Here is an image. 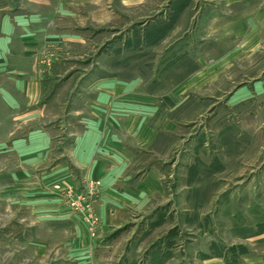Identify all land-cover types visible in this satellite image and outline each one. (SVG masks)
Returning <instances> with one entry per match:
<instances>
[{
	"label": "crops",
	"instance_id": "obj_1",
	"mask_svg": "<svg viewBox=\"0 0 264 264\" xmlns=\"http://www.w3.org/2000/svg\"><path fill=\"white\" fill-rule=\"evenodd\" d=\"M170 5L139 30L129 26L127 38L116 31L105 43L97 33L100 0L79 6L76 33L70 31L76 13L59 3L0 16V128H11L0 135V156L16 160L2 199L20 207L25 199L36 221L68 224L75 264H262L184 243L167 209L163 169L173 149L181 152L177 114L189 99L198 103L200 93L225 90L226 99L205 101L206 110L223 103L242 111L252 103L264 112V0H205L196 11L188 0ZM120 46L141 47L157 72L120 77L112 71ZM69 51L84 69L53 74L57 63L73 60ZM164 71L166 78L180 74L162 95L153 84ZM240 74L245 81L222 87ZM237 90L244 94L230 103ZM90 184L94 230L63 201L66 192L86 193Z\"/></svg>",
	"mask_w": 264,
	"mask_h": 264
},
{
	"label": "rangeland",
	"instance_id": "obj_2",
	"mask_svg": "<svg viewBox=\"0 0 264 264\" xmlns=\"http://www.w3.org/2000/svg\"><path fill=\"white\" fill-rule=\"evenodd\" d=\"M94 1L0 0V16L30 15L39 9H53L59 3L76 13L72 18V28H76L70 30L76 33L79 6L93 5ZM203 1L188 0L195 6L194 11ZM170 3L171 0H100L102 16L97 33L102 37V43L116 31H119L120 38H127L129 26L137 30L144 25V19L157 10L169 8ZM136 39L134 36L135 44ZM92 49L89 47L88 56ZM141 50V47L127 49L120 46L118 63L113 64V68L115 65L118 68L112 71L116 70L120 77L126 78L155 74L157 69L153 71L152 67L158 64L149 65ZM69 54L73 60L57 63L53 74H61L62 71L69 74L84 69L85 64L79 63L82 58L78 53L69 51ZM91 64L88 60L86 67L92 71ZM183 65L185 75L188 71L185 67L189 63ZM166 74V71L158 73L159 78L153 85L160 90L154 92L168 94L170 85L178 81L174 74L178 76L180 73L173 72L168 78ZM241 75L226 80L227 84L222 87L236 86L245 81ZM221 91L225 90H214V94L200 93L196 100L198 103L195 98L189 99L178 111V119L184 125V140L181 152L177 154L178 148L173 149L169 153V165H164L163 169L166 199L171 201L167 209L176 217L184 243L196 242L198 247L207 252L213 250L228 260H259L264 264V112L256 111L249 102L243 104V107L248 106L242 111L223 103L206 110L205 101L217 102L223 97ZM242 94L244 90H237L228 101L233 103ZM224 99L226 97L221 101ZM194 125L195 129L191 130ZM10 129L0 128V135L4 131L8 134ZM174 155H180L176 163L172 160ZM15 162L10 155L0 156V170H3L0 172V264H75L79 255L72 253L77 250L72 248L73 233L68 224L36 221L25 199L22 207L15 206L14 201L11 205L3 201L7 186L13 184L6 171L13 169ZM93 189L94 185H88L87 191L93 192ZM66 193L63 198L65 204ZM91 201L90 213L97 217L93 197ZM19 219L23 220L22 223L16 222Z\"/></svg>",
	"mask_w": 264,
	"mask_h": 264
},
{
	"label": "built area",
	"instance_id": "obj_3",
	"mask_svg": "<svg viewBox=\"0 0 264 264\" xmlns=\"http://www.w3.org/2000/svg\"><path fill=\"white\" fill-rule=\"evenodd\" d=\"M92 194V190H88L86 193L68 191L66 193V204H68L74 212H78L80 215L86 213L84 216L82 215L83 220L89 224L91 230H94L98 219L96 216L90 213L92 211Z\"/></svg>",
	"mask_w": 264,
	"mask_h": 264
}]
</instances>
